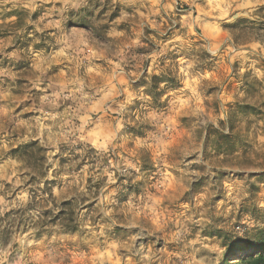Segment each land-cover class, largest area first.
I'll return each instance as SVG.
<instances>
[{
  "label": "clouds",
  "instance_id": "9594fccd",
  "mask_svg": "<svg viewBox=\"0 0 264 264\" xmlns=\"http://www.w3.org/2000/svg\"><path fill=\"white\" fill-rule=\"evenodd\" d=\"M0 264H264V0H0Z\"/></svg>",
  "mask_w": 264,
  "mask_h": 264
}]
</instances>
